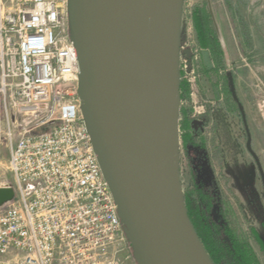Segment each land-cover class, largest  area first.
Wrapping results in <instances>:
<instances>
[{
	"label": "built area",
	"instance_id": "obj_1",
	"mask_svg": "<svg viewBox=\"0 0 264 264\" xmlns=\"http://www.w3.org/2000/svg\"><path fill=\"white\" fill-rule=\"evenodd\" d=\"M184 50L179 76L194 85ZM0 134V187L15 192L0 212V264H126L131 244L82 115L70 0H0Z\"/></svg>",
	"mask_w": 264,
	"mask_h": 264
},
{
	"label": "water",
	"instance_id": "obj_2",
	"mask_svg": "<svg viewBox=\"0 0 264 264\" xmlns=\"http://www.w3.org/2000/svg\"><path fill=\"white\" fill-rule=\"evenodd\" d=\"M176 4L70 0L82 115L138 264H213L181 183ZM14 197L0 190V207Z\"/></svg>",
	"mask_w": 264,
	"mask_h": 264
},
{
	"label": "rangeland",
	"instance_id": "obj_3",
	"mask_svg": "<svg viewBox=\"0 0 264 264\" xmlns=\"http://www.w3.org/2000/svg\"><path fill=\"white\" fill-rule=\"evenodd\" d=\"M211 2L225 50L224 68L218 73L213 72L217 67L214 55L199 43L194 22L195 12L204 9L206 0H177L176 4L175 25L185 49L183 58L197 77L192 85L189 78L180 75L179 123L189 126L186 148L179 127L182 190L193 205H199L198 189L212 197V221L248 239L258 261L264 264V0ZM225 79L234 101L243 107L246 121L226 102ZM43 133L46 131L35 134ZM9 155L2 140V173ZM12 182L10 175L3 176V184ZM6 208L1 206L0 212ZM129 255L126 264H138L132 246Z\"/></svg>",
	"mask_w": 264,
	"mask_h": 264
},
{
	"label": "trees",
	"instance_id": "obj_4",
	"mask_svg": "<svg viewBox=\"0 0 264 264\" xmlns=\"http://www.w3.org/2000/svg\"><path fill=\"white\" fill-rule=\"evenodd\" d=\"M194 19L199 43L214 55L217 67L213 72L218 73V70L224 68L225 50L215 30L207 0L204 9L195 12ZM223 84L226 102L233 107L232 112L241 117L240 108L233 99L231 88L226 79ZM179 127L181 132H184L182 134L183 145L185 148L186 145L189 147L186 141V137L189 136L187 132L189 126H185L180 122ZM196 192L199 205H193L187 196H184L185 204L189 218L211 262L213 264H260L250 247L248 239H241L231 230L222 229L212 221L210 211L213 198L203 194L200 189Z\"/></svg>",
	"mask_w": 264,
	"mask_h": 264
},
{
	"label": "crops",
	"instance_id": "obj_5",
	"mask_svg": "<svg viewBox=\"0 0 264 264\" xmlns=\"http://www.w3.org/2000/svg\"><path fill=\"white\" fill-rule=\"evenodd\" d=\"M235 87H236V91L238 92V97H242L243 95L241 94V92H240V87H239V83L237 82L236 83V85H235ZM246 99L248 100V97H246ZM248 104H249V102H248ZM246 108V111H247V107L245 106V104H244V109ZM242 115V114H241Z\"/></svg>",
	"mask_w": 264,
	"mask_h": 264
},
{
	"label": "bare ground",
	"instance_id": "obj_6",
	"mask_svg": "<svg viewBox=\"0 0 264 264\" xmlns=\"http://www.w3.org/2000/svg\"><path fill=\"white\" fill-rule=\"evenodd\" d=\"M11 189V187H0V190H9ZM10 195H11V192H10Z\"/></svg>",
	"mask_w": 264,
	"mask_h": 264
}]
</instances>
